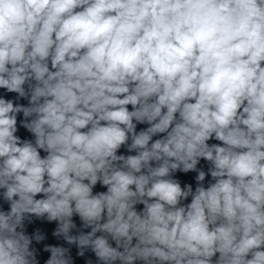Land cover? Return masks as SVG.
Here are the masks:
<instances>
[{
  "label": "clouds",
  "instance_id": "obj_1",
  "mask_svg": "<svg viewBox=\"0 0 264 264\" xmlns=\"http://www.w3.org/2000/svg\"><path fill=\"white\" fill-rule=\"evenodd\" d=\"M78 259L264 264V0H0V264Z\"/></svg>",
  "mask_w": 264,
  "mask_h": 264
},
{
  "label": "water",
  "instance_id": "obj_2",
  "mask_svg": "<svg viewBox=\"0 0 264 264\" xmlns=\"http://www.w3.org/2000/svg\"><path fill=\"white\" fill-rule=\"evenodd\" d=\"M140 127H144V125H138V130H139ZM22 135L23 136H27L28 134L26 132H22ZM121 151H123V150H121ZM184 179L190 180L191 179V176L184 177ZM97 190H101V189L98 188ZM48 227H49V229L51 228V226H48ZM29 231H31V229H29ZM48 242L54 243L55 241L52 240V239H50ZM73 254H75V250H73ZM45 255H47V254H45ZM77 264H82V261L78 259L77 260Z\"/></svg>",
  "mask_w": 264,
  "mask_h": 264
}]
</instances>
